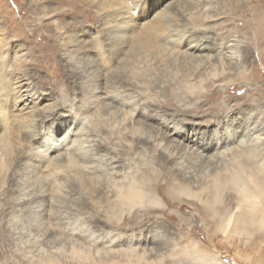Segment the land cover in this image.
Masks as SVG:
<instances>
[{
  "label": "rangeland",
  "instance_id": "obj_1",
  "mask_svg": "<svg viewBox=\"0 0 264 264\" xmlns=\"http://www.w3.org/2000/svg\"><path fill=\"white\" fill-rule=\"evenodd\" d=\"M32 5L37 9H33ZM39 6L49 10L53 15L52 18L44 19L42 23L36 21L34 18L39 14ZM79 7L86 8L89 15H82L71 10L70 13L62 12L61 10L70 9V5L63 0L61 2L59 0H0V79H7V83L15 89L19 87L14 82L16 76L24 77L25 82H29L32 92L30 98L27 97V104L30 103L31 98L35 101L41 98L35 113L41 120L35 126V132L46 133L54 130L56 135L61 133L60 121L66 114L65 108L70 103H77L82 95L84 88L81 87H84V84L97 81L96 66L88 67L87 65L90 62L89 55L92 53L88 51L80 53V56L73 59V61L78 60L76 66H73L70 61H66L65 52L61 49L60 43H66L67 38L62 35L57 39V34L53 30L52 24L55 20L57 28L67 30L72 35L71 42L78 38L86 41L94 36L103 38L105 29L100 25L102 20L99 13L93 9L95 7L84 1ZM137 10H143L149 22H153L157 15L164 14L166 26L169 25L168 28L173 32L181 31L182 34H186L188 43L213 45V49L202 52L191 50L190 53L193 52L194 56L187 58L180 54L177 56L167 54L166 60H160L159 63L155 59L156 62L152 61L151 68L140 72V77L136 75L133 79L129 78L131 85L128 87H132V90L121 87L128 83L123 76L120 82L115 83V85H121L117 86L118 90L115 91H119L118 93L122 96L128 92L134 99V105L139 104L142 108L143 114L134 116L137 122L134 126L145 132L143 138L148 135L147 140L137 142L119 131L109 134L103 130L104 126L97 129L98 132L95 129L97 136L92 137L90 135V132L93 133L92 128H88L87 134L92 139L90 144L94 145L90 146L91 155L94 158L101 157L103 161L101 160L100 163H103L106 158H113L119 166L118 169L123 166L126 171L130 166L150 162L160 173L159 182L164 181L162 178L165 175L182 177L183 172H186L184 176L188 177L194 186L197 185V181L203 180L210 173L213 172L212 175H214V172L216 173L222 166L224 169L226 163L230 167V162L233 160L227 156H222L223 158L220 156L218 159L211 157L213 160L203 162L193 153L191 156L184 153L180 161L183 167H186L185 171L178 169L180 166L171 163L165 156L167 151L162 153L164 146H157V139L154 141L161 131V133L165 131L172 134L173 130L169 127L174 126L177 129L186 127L187 130L190 129V133L196 131L201 134L210 133L212 137L214 135L220 137L224 128L231 127L234 133L241 134L235 138L236 143L243 140L249 149L256 152L255 154L264 156V0H148L146 6L138 7ZM135 14V17H139L137 11ZM235 42L238 45L237 52L232 46ZM91 47L94 49L96 45H90L88 49ZM196 55H203V57L209 55V63L205 62L207 59L204 62H198ZM116 61L112 65V70L121 75L123 74L121 62ZM82 65L89 68L90 74L86 77L87 81L85 78L81 79V71L84 70ZM213 70L219 74L222 73L212 81L209 75ZM186 77H189L190 82L196 83L195 85L200 78L204 77L203 90L197 93L199 92L197 85L194 93H185L184 87L180 85L182 86ZM173 82H179L177 84L180 88L175 89L176 91L170 86ZM25 87L27 86H22V90ZM174 93H179L180 96L176 97ZM127 96L129 95L124 97ZM138 99L139 103H137ZM101 110H103L102 114L104 113L102 118H106L109 123L115 122L113 127L120 126L121 109L103 107ZM111 110H113L112 114L109 112ZM128 120L127 117L124 121L130 128L132 122ZM164 121L168 122L169 127L163 126ZM254 127L257 129L256 134L251 135L250 130ZM176 143V141L171 142L170 146ZM236 143L233 142L230 146ZM226 147L229 146L220 150ZM184 150L187 152L188 147ZM99 167L106 166L99 164ZM130 170L133 169L130 168ZM17 171L19 170L16 169ZM106 174L97 177L100 181L97 200L102 208L107 207V197H112V191L108 192L107 197L105 191L109 190L106 182L108 180L110 183L114 173H112L113 176ZM17 176L18 174L14 172L0 184V259L3 264H6L4 260L7 240L2 233L4 230L2 225L7 214L9 211L13 212L14 207V211L19 213L24 210L23 207L19 208L14 199L13 189L17 184ZM171 181L167 183V187L172 184ZM72 185L70 190L74 189ZM68 192L67 197L58 198L59 204H57L60 206L58 211L63 210L66 212L65 215L73 216L74 210L78 209L81 216L73 218L78 219L76 226L81 234L87 235L90 230H93L98 235L104 231L102 235L106 239L113 235L123 241L146 240L143 244L146 243L148 252L152 251L151 258L161 254L164 257L163 264H173L175 260L176 264H218L212 254H215L222 264H264V226L257 222L259 217H255V222L247 224L245 227L247 230L238 231L239 233L237 231L222 233L218 230L220 217H199L196 212L200 208L198 205H191L179 200L181 198L174 197L175 200L172 199L170 203L166 199L163 200L165 203L161 201L165 206H162L163 208L150 207L148 217H139L141 212L137 208L134 214L129 215L130 217L126 213L116 223L115 217L110 218L106 211H99V204L92 206V209L85 206L80 209L82 207L81 200H78L81 199L80 196L75 191ZM235 196L233 190L227 188L223 193V204L235 210L238 201ZM84 202L87 206L85 198ZM25 206L27 208L26 204L24 208ZM90 214H94V217H84ZM68 218L71 220L72 217ZM91 219L95 220L96 226L91 223ZM138 246L142 245L138 244ZM202 254H205L206 258L207 254L214 257L206 259L202 257ZM209 258L213 261L208 260Z\"/></svg>",
  "mask_w": 264,
  "mask_h": 264
},
{
  "label": "bare ground",
  "instance_id": "obj_2",
  "mask_svg": "<svg viewBox=\"0 0 264 264\" xmlns=\"http://www.w3.org/2000/svg\"><path fill=\"white\" fill-rule=\"evenodd\" d=\"M82 1L94 6L93 9L99 13L100 20H102L100 25L105 29L104 39L94 36L96 40L90 37L91 40L86 41L77 37L78 39L71 42L72 35L67 30L57 28L55 20L52 24L53 30L57 34V39L62 35L67 38L66 43L60 41L61 49L65 52L66 61H70L73 66H76L78 62L73 59L80 56V53L86 51L92 53V55L88 54L90 62L86 64L88 67L96 66L98 77L95 83L87 82L84 87H81L84 89L76 104L70 103L65 108L66 114L60 121L61 133L56 135L54 130L46 133L34 131L38 121L41 120L35 114L41 98L37 101L31 98L30 103L27 104V97L31 96L32 92L28 85L29 82H25L24 77L16 76L14 82L19 86L15 88L16 90L7 83V79H0V184L14 172L18 174L17 184L13 189L14 199L19 208L24 209L19 213L14 211V207L13 212L9 211L2 225L4 228L2 233L5 234L7 240L4 262L6 264H163L164 257L161 254L156 255V258H151L152 251L148 252L146 243L143 244L146 240L123 241L113 235L106 239L102 235L104 231L97 235L93 230L84 235L85 233L81 234L76 226L78 219L73 218L81 216L78 209L72 212L73 216L72 214L65 215L66 212L63 210L58 211L60 209L58 198L66 196L68 191H75L80 196L81 199H78L82 202L80 209L84 206L92 209V206L99 204L97 193L100 181L97 177L105 173L110 176L114 175L112 179L110 178V183L107 180L109 190L105 191L106 197L108 192L112 191V197H107L106 208H102L99 204V211H106L110 218L115 217L116 223L126 213L130 217L129 215L134 214L137 208L141 212L139 217H148L150 207L157 209L164 205L161 201L166 199L170 203L172 199L175 200L174 197H177L185 203L198 205L200 208H197L196 212L199 217H220L218 230L222 233L231 231L239 233L238 231L246 229L247 224L255 222V217H259L257 222L264 226V156L259 153L255 154L256 152L249 149L243 140L236 143L235 138L241 134L234 133L231 127L223 129L221 133L223 136L212 134L214 135L212 137L210 133L201 134L196 131L190 133V129L187 130L186 127L177 129L174 126L169 127L168 122H163V126L171 128L173 133L165 131L161 133V131L154 141L157 139V146H164L162 153L167 151L165 156L171 163L180 166L178 169L185 171L186 167H183L180 161L184 153H187V156L193 153L203 162L207 160L209 162L211 157L218 159L220 156L221 158L227 156L233 160L230 162V167L227 166L228 163H224V169L222 166L216 173L214 172V175H212L213 172L205 175L203 180L197 181L196 186L184 176L186 172H183L182 177L165 175L162 178L164 181L159 182L158 179L161 178L159 171L148 161L144 165L130 166L126 171L123 166L118 169L119 166L113 158H106L103 163H100L101 160L103 161L101 157L94 158L91 155L90 146L94 145L90 144L92 139L87 134L88 128H92L93 133L90 132L92 137H96L97 129L104 126L103 130L109 134L119 131L125 136L134 138L137 142L147 140L148 135L145 134L143 138L145 132L134 126L137 123L134 116L143 114L142 108L139 104L134 105V99L128 92L126 95L129 96L124 97L125 94L122 96L118 93L119 91H115L120 85H115V83L120 82L124 76V80L128 83L120 86L126 90H132V87H128L131 85L129 78L133 79L136 75L139 76L141 71L151 68L152 61L157 60L158 63L160 60L165 61L167 54L170 56L180 54L187 58L194 56L193 52L190 53L191 50L194 52L212 50L213 45L190 44L186 34H182L181 31L173 32L168 28L169 25L166 26L164 14L157 15L153 22H149L143 10L138 11L136 8L128 13L123 9L122 0H63L70 5V9L61 11L70 13L71 10L82 15H89L86 8L79 7ZM147 1L137 0V3L146 6ZM33 9L37 7L33 6ZM136 11L139 17H135ZM38 12L39 14L34 19L40 23L53 16L49 10L41 6L38 7ZM90 45H96L97 48L88 49ZM219 45L221 48V44ZM232 46L237 52L236 42ZM196 56L198 62H204L205 59H207L206 63L210 61H208L209 55ZM116 60L121 62L123 72L121 75L112 70V65ZM84 65H82L84 70L80 72L82 80L83 78L86 80L87 75L90 74L89 68ZM220 74L213 70L209 76L213 81ZM204 79V77L199 79L197 83L199 92L197 93L203 90ZM183 82L182 86L181 83L179 85L184 87L185 93L191 94L196 91L197 85L190 82L189 77L184 78ZM177 83L173 82L170 85L173 90L180 88ZM22 86L27 87L22 90ZM174 94L176 97L180 96L179 93ZM138 101L139 99L137 103ZM103 107L121 109L119 115L122 118L119 127H113L115 122L109 123L106 118H102L104 109H101ZM109 112L112 114L113 110ZM127 117L128 121L132 122L130 128L124 121ZM95 129L97 132H94ZM256 131V127L251 128L252 133L250 134H256ZM174 141L177 143L170 146V143ZM162 142H164L163 145ZM233 142L236 144L230 146ZM225 146L229 147L220 150ZM185 147H188L187 152L184 150ZM181 150L183 152L180 153ZM99 164L106 167L100 168ZM16 169L19 171L16 172ZM170 181L172 184L167 187ZM70 184L74 189L70 190ZM227 188L233 190L238 199L235 210L223 204V193ZM25 204L27 208L26 206L24 208ZM93 215L84 217H94ZM178 216L183 217V215ZM68 217H72L71 220ZM222 217H224L223 220ZM91 223L96 226L95 220L91 219ZM204 255L202 254V257H205ZM212 255L207 254V258L214 257L218 264H222L215 254ZM208 260L213 261L212 258ZM0 264H3L2 259H0Z\"/></svg>",
  "mask_w": 264,
  "mask_h": 264
},
{
  "label": "snow or ice",
  "instance_id": "obj_3",
  "mask_svg": "<svg viewBox=\"0 0 264 264\" xmlns=\"http://www.w3.org/2000/svg\"><path fill=\"white\" fill-rule=\"evenodd\" d=\"M142 6V4L137 3V0H122L121 7L125 9L128 13H131L132 10ZM103 149H101L102 151Z\"/></svg>",
  "mask_w": 264,
  "mask_h": 264
}]
</instances>
